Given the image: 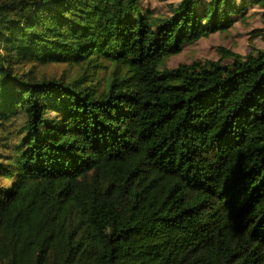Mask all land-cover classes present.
<instances>
[{"label":"trees","instance_id":"trees-1","mask_svg":"<svg viewBox=\"0 0 264 264\" xmlns=\"http://www.w3.org/2000/svg\"><path fill=\"white\" fill-rule=\"evenodd\" d=\"M0 264H264V0H0Z\"/></svg>","mask_w":264,"mask_h":264},{"label":"rangeland","instance_id":"rangeland-1","mask_svg":"<svg viewBox=\"0 0 264 264\" xmlns=\"http://www.w3.org/2000/svg\"><path fill=\"white\" fill-rule=\"evenodd\" d=\"M260 24L261 21L258 20L256 23H252L251 27H248V30H252L254 29V26H259ZM243 28L239 30L238 33H241L239 35L238 33L233 32L232 35H216L211 40L201 41L196 46L188 48L185 51V54L174 61L173 64L176 66L177 64L191 62L195 59L217 61L219 59L218 51L220 47L235 49L237 50V52L242 54L248 53L250 51V48L248 46L250 42L248 43V34L247 31H245L247 28ZM255 45L260 47L263 46L261 40L255 42ZM57 71L58 69L56 67H52L47 70V73H49L50 75H54Z\"/></svg>","mask_w":264,"mask_h":264}]
</instances>
